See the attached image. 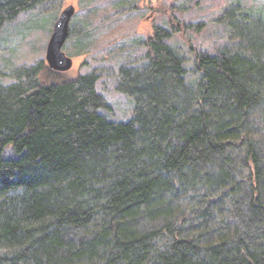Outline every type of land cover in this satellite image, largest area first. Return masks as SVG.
<instances>
[{
	"label": "trees",
	"instance_id": "obj_1",
	"mask_svg": "<svg viewBox=\"0 0 264 264\" xmlns=\"http://www.w3.org/2000/svg\"><path fill=\"white\" fill-rule=\"evenodd\" d=\"M54 1L0 0V30ZM218 21L234 49L195 53V83L172 31L139 42L142 63L116 79L129 121L100 112L95 72L12 70L0 264H264V14L235 0Z\"/></svg>",
	"mask_w": 264,
	"mask_h": 264
},
{
	"label": "rangeland",
	"instance_id": "obj_2",
	"mask_svg": "<svg viewBox=\"0 0 264 264\" xmlns=\"http://www.w3.org/2000/svg\"><path fill=\"white\" fill-rule=\"evenodd\" d=\"M239 1L243 7H252L255 13L264 14V0ZM234 2L56 0L20 14L1 28L0 84L14 81L11 72L15 68L45 61L53 24L59 13L71 4L75 7V14L63 51L73 64L61 77L70 79L79 74L97 73V92L109 105V109H101L100 112L111 120L129 121L133 117L135 103L116 90L118 67L133 61L141 64L145 49L139 44L152 36L157 26H161L172 31L169 42L185 59L188 82H198L201 74L195 69V53L213 55L225 49H234V43L228 39L227 24L218 21L222 11ZM45 76L44 80H47L49 74ZM53 80L49 78L47 82Z\"/></svg>",
	"mask_w": 264,
	"mask_h": 264
},
{
	"label": "water",
	"instance_id": "obj_3",
	"mask_svg": "<svg viewBox=\"0 0 264 264\" xmlns=\"http://www.w3.org/2000/svg\"><path fill=\"white\" fill-rule=\"evenodd\" d=\"M74 14L75 7L70 4L59 13L53 24L46 47L45 61L55 72L63 73L72 68L73 61L65 54L63 47L70 36V22Z\"/></svg>",
	"mask_w": 264,
	"mask_h": 264
}]
</instances>
